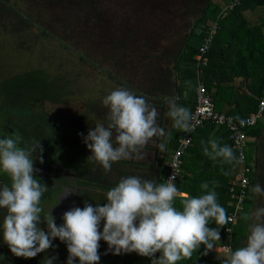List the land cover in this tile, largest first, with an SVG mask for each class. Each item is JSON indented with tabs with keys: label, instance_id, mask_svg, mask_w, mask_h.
<instances>
[{
	"label": "clouds",
	"instance_id": "obj_1",
	"mask_svg": "<svg viewBox=\"0 0 264 264\" xmlns=\"http://www.w3.org/2000/svg\"><path fill=\"white\" fill-rule=\"evenodd\" d=\"M165 99L173 127L190 131V110L177 104L178 96ZM102 103L108 109V123L95 124L84 138L91 152L88 159L110 171L112 163L138 153L153 137L164 138L157 147L166 150L171 134L159 126L158 110L143 96L119 87L106 95ZM21 143L19 135L0 139V172L11 180L10 186H0V209L7 210L2 224L3 239L17 257L34 258L53 247L52 240L58 238L67 246V264H74V259L79 264H98L101 240L113 255L135 252L152 258L159 252L152 264H175L182 258H191L201 245L205 249L203 254H207L215 247L214 242L220 240L219 229L232 219L217 202L215 181L211 188L208 182L202 183L200 188L206 194L186 196L181 202L182 210H178L174 206L178 195L173 182L175 174L160 183L128 176L106 193L107 203L103 206L85 203L83 208L73 207L63 213L60 226L53 216H43L48 229L45 232L38 224L42 216L41 198L48 188L34 178L38 169L33 166V153L40 150L39 141L25 147ZM203 151L222 164L238 162L233 148L215 137L207 141ZM251 191L264 196V187L259 183ZM74 192L66 188L61 197L67 198ZM242 219L250 221L246 243L235 251L228 249L222 264H264V207L245 213ZM213 220L220 227H209ZM101 221L103 230L99 231ZM53 259H46L45 264H52Z\"/></svg>",
	"mask_w": 264,
	"mask_h": 264
},
{
	"label": "trees",
	"instance_id": "obj_2",
	"mask_svg": "<svg viewBox=\"0 0 264 264\" xmlns=\"http://www.w3.org/2000/svg\"><path fill=\"white\" fill-rule=\"evenodd\" d=\"M0 1L9 2V0ZM138 1L152 13H163L169 8H175L174 12L178 11L176 17L181 20V25L173 32V44L163 46L161 42V48L157 49L158 51H151L148 56L152 59L150 68L154 69L155 74L152 84L148 87L149 90L155 92L156 84L163 80L161 76L168 80L173 75L175 77L176 74L187 75L188 79L186 80L192 84L189 87L186 86L187 92L193 94L198 78V81L211 94L214 110L224 113L234 122L256 112L258 100L264 95V0H236V2H234L235 0ZM46 2L61 4L68 3V0H46ZM93 2L94 0H74L76 6L78 4L85 6L87 13L94 18L103 16L98 12ZM229 3H233L232 7L223 10L224 6ZM245 11L256 13L260 11L261 13L256 17V21L251 23L244 19ZM17 15L19 17L18 12ZM214 21L217 23V29L206 54L207 64L196 73L194 55ZM16 25L19 27V22ZM126 37L130 38V35L126 34ZM127 45L128 43H122L119 47L124 49ZM135 49L139 51L136 53L140 55L141 47H135ZM39 76L35 81L32 78L28 81L25 78L19 80V91L45 101H55L61 95L65 96L62 89L59 90V87L53 86L52 80H46L44 74ZM237 78L245 83L233 85L231 82ZM148 88L142 90L148 92ZM193 107L194 103H191L188 107L190 112ZM107 116L108 112L105 117L106 125L108 123ZM84 120L86 118L83 113L69 119L72 128L75 126L74 130L81 133L83 140L89 132ZM169 131L171 140L167 142L166 148L172 151L176 147L175 140L179 131L177 132L173 124ZM243 132L248 138L244 153L245 162L250 168V172L247 177L248 184L245 189L243 207L237 214L235 224L225 223L219 229L220 240L214 242L215 247L207 254H203L205 249L201 245L198 250L193 252L191 258H182L175 264H222L226 256L219 250V252L215 250L216 248L219 249L220 245L228 246L229 249L235 251L245 245L250 221L243 220V215L258 207H264V196H256L251 191L257 183L264 187V112L253 126L244 128ZM228 134L225 127L214 126L210 123H203L192 134L191 142L180 158V175L175 181L178 195L174 200V206L178 210H182L181 202L186 196L197 197L206 194L201 190L200 185L208 182L211 188L213 181L218 185L215 187L218 204L225 208L226 214L232 210V199L229 197L228 187L232 172L236 170L238 164L236 162L233 165H228L222 164L219 160L213 161L203 151L207 141L213 137L218 138L221 144L231 146ZM162 157L161 161H166L167 158L164 155ZM221 169L228 174L224 175ZM165 175L166 172L162 174V177ZM180 193L185 196H180ZM208 226L211 228L220 227L214 220L210 221ZM227 226L231 228L230 233L225 232ZM7 246L3 239L2 222L0 221V264H35L32 260H19V257L12 256ZM144 259L142 264H147L148 257H144Z\"/></svg>",
	"mask_w": 264,
	"mask_h": 264
},
{
	"label": "rangeland",
	"instance_id": "obj_3",
	"mask_svg": "<svg viewBox=\"0 0 264 264\" xmlns=\"http://www.w3.org/2000/svg\"><path fill=\"white\" fill-rule=\"evenodd\" d=\"M93 3L103 16L94 18L74 0H18L19 27L0 24V85L6 88L24 78L35 81L44 74L65 95L63 100L43 99L45 108L62 124L66 116L83 113L88 130L105 124L108 109L102 101L111 91L123 86L132 92L152 84L155 74L148 56L162 43L172 45L173 32L181 25L175 8L152 13L138 0ZM122 43L128 45L123 49ZM135 47H141L142 56ZM25 113L19 106L21 124L27 123Z\"/></svg>",
	"mask_w": 264,
	"mask_h": 264
},
{
	"label": "flooded vegetation",
	"instance_id": "obj_4",
	"mask_svg": "<svg viewBox=\"0 0 264 264\" xmlns=\"http://www.w3.org/2000/svg\"><path fill=\"white\" fill-rule=\"evenodd\" d=\"M44 105L43 100L21 93L19 81L6 88L3 84L0 85V139L19 135L22 138L21 147L39 141L40 150L33 153V166L38 169L34 178L48 188L40 203L42 216L38 227L43 231H48L44 217L53 216L56 225L60 226L63 224V213L73 207L83 208L85 203L93 207L103 206L107 203L106 193L123 177L139 176L146 180H156L157 183L162 182V174L166 172L165 160L161 161L162 152L160 155L158 150L154 152L142 149L139 156L134 153L130 158L112 163L111 170L105 171L98 163L88 159L91 152L81 138V133L74 130L75 126L73 130L70 129V118L66 116L62 124ZM19 106L26 108L22 117L27 119V123H19ZM4 184L10 186L11 180L7 174L0 172V186ZM66 188L75 192L63 198L61 196ZM6 215L7 210L0 209L2 224ZM102 230L103 221L99 227V231ZM52 245L53 247L38 253L34 258L19 257V260L29 259L35 264H45L46 259L55 257L52 264H67L66 244L54 238ZM99 245L98 264H141L145 261L144 256L138 260L135 252L113 255L103 240L99 241ZM12 256L15 255L12 253ZM74 264H79L78 259H74Z\"/></svg>",
	"mask_w": 264,
	"mask_h": 264
},
{
	"label": "built area",
	"instance_id": "obj_5",
	"mask_svg": "<svg viewBox=\"0 0 264 264\" xmlns=\"http://www.w3.org/2000/svg\"><path fill=\"white\" fill-rule=\"evenodd\" d=\"M236 2V0L234 1ZM233 3H229L224 7V9H230ZM217 29L216 21L212 22L207 34L202 39L201 45L197 49V53L194 55L196 73L201 70L207 64L206 54L211 45V40L215 31ZM264 112V95L258 100L257 110L254 113L247 115L245 118L234 122L229 116L216 112L213 106V98L211 94L206 90L205 86L198 81H196L194 89V107L191 110V130L183 131L182 135L176 140V147L169 153L164 167H166V175L162 178V182L166 181L170 176L175 174V181L180 175V165L181 156L183 152L188 148L191 142V136L195 130L200 127L203 123H210L214 126L225 127L228 131V140L231 143V147L237 156V168L232 172V177L230 180V185L228 187L229 197L232 199L231 206L232 210L227 213L228 217L232 219L227 222L230 225H234L236 221L237 214L242 210L243 199L245 196V189L248 184V173L250 168L245 162V147L248 138L243 132L246 127L253 126L260 118L261 114ZM225 232H231L230 226L225 228ZM229 249L228 246H221L215 250H219L221 254L226 256V251ZM218 251V252H219ZM160 253L157 252L152 258L148 257L147 264H152V259H158Z\"/></svg>",
	"mask_w": 264,
	"mask_h": 264
},
{
	"label": "crops",
	"instance_id": "obj_6",
	"mask_svg": "<svg viewBox=\"0 0 264 264\" xmlns=\"http://www.w3.org/2000/svg\"><path fill=\"white\" fill-rule=\"evenodd\" d=\"M18 6H19L18 0H9L8 3H4L0 1V24H7L10 22L18 23L19 22V17H17L18 16L17 12L19 13V10L17 9L19 8ZM259 12L257 11L258 14ZM255 16H257L256 12L245 11L243 13L244 19L251 23L256 21ZM187 77H188L187 75L176 74L175 77L173 75L168 80H165L164 76H161V79L163 80L159 81L158 84H156L157 89L156 90L154 89L155 92H152L151 90H149V88H148V92L143 91L141 89L140 90L137 89L136 91L132 90V93L134 95L143 96L151 107L158 110L159 112L158 123H159V126L165 130V133H170L171 130L169 131V128H171L173 124L172 119L168 116L169 105L165 98L178 96L179 100L177 101V104L180 106L186 107V108L190 107L191 103H194V92L193 94H190L186 90V86L189 83V81L186 80L188 79ZM231 83H233V85H237V84L243 85L245 81H241V79L237 78V79H234V81ZM219 113H222V112H219ZM70 129L73 130L72 127ZM176 130L177 132L179 131V134H180V135L178 134L177 136V139H178L182 135L183 131L179 129H176ZM163 139L164 138L153 137L149 141V143L142 149H145L147 151L151 149V150H154V152L158 150L160 153L162 151L157 147V145L160 142H162ZM170 140L171 138H169L167 142H169ZM169 153H171V151L166 148V150H163L162 155H164L167 158ZM139 154H140V151L138 152V155L136 156H139ZM179 195L185 196V194L183 193H180Z\"/></svg>",
	"mask_w": 264,
	"mask_h": 264
}]
</instances>
